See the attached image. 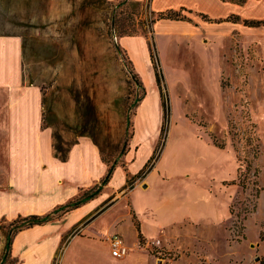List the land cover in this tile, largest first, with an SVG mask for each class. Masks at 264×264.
Masks as SVG:
<instances>
[{
    "label": "rangeland",
    "instance_id": "374dc122",
    "mask_svg": "<svg viewBox=\"0 0 264 264\" xmlns=\"http://www.w3.org/2000/svg\"><path fill=\"white\" fill-rule=\"evenodd\" d=\"M149 1L0 0V34L22 38L25 85L41 91L45 122L56 126L60 141L53 144L63 154L73 140H63L61 131L73 132L94 143L104 161L121 165L131 147L126 135L133 133L137 155L128 170L146 168L128 176L116 197L143 181L174 125L184 119L233 153L237 176L223 184L237 192L230 204L227 242L182 254L163 245L158 255L142 248L140 241L139 248L153 264H264V30L226 29L221 34L214 26L217 21L201 18L211 24V31L201 37L157 36L152 21L159 15L150 14ZM156 135L160 139L152 155ZM10 223L0 220V260ZM122 239L134 243L128 223ZM14 263L9 257L3 262Z\"/></svg>",
    "mask_w": 264,
    "mask_h": 264
},
{
    "label": "crops",
    "instance_id": "0c3cea01",
    "mask_svg": "<svg viewBox=\"0 0 264 264\" xmlns=\"http://www.w3.org/2000/svg\"><path fill=\"white\" fill-rule=\"evenodd\" d=\"M117 1L105 0L109 4ZM149 11L151 15L181 11L188 17L184 16L187 21L156 20L155 35L193 33L201 37L203 31H211V24L201 18L217 21L214 26L221 34L226 29L254 30L225 20L231 15L263 20L264 0H247L242 6L222 0H150ZM22 69V38L0 34V220L8 221L45 215L66 204L81 190L98 184L110 165L94 143L73 132L61 131L63 140L73 142L65 161L58 159L53 144L56 126L45 122L43 95L37 87L25 85ZM154 100L159 118L156 92ZM174 127L142 182L116 197L124 191L127 177L143 169L128 170L137 155L132 136L123 162L115 166L101 192L59 219L17 233L10 260L14 264H153L139 248L140 241L159 240L180 254L227 242L230 204L237 192L223 184L237 176L233 153L217 148L186 119ZM159 139L156 135L151 151ZM151 151L153 155L155 149ZM109 199L113 201L103 207ZM126 223L134 232L131 245L122 239ZM76 226L77 231L67 237ZM114 234L128 248L124 258L111 256L108 239Z\"/></svg>",
    "mask_w": 264,
    "mask_h": 264
},
{
    "label": "trees",
    "instance_id": "16d2710c",
    "mask_svg": "<svg viewBox=\"0 0 264 264\" xmlns=\"http://www.w3.org/2000/svg\"><path fill=\"white\" fill-rule=\"evenodd\" d=\"M222 1L229 2L232 4L238 5V6H242L247 2V0H222ZM135 4H137V3H135ZM177 17H179L181 19H185V17L180 15L179 12H175V11H166L164 13L159 14V19H173V18H177ZM232 18L234 19L233 21H232ZM227 21H232V23H237L240 21V19L237 16L231 15L227 18ZM154 22H155V20L152 21V23H154ZM241 22L246 27L264 28V19L263 20H242ZM149 55H150L151 62L155 66V69H156V59H155L156 56H155L154 52L152 51L151 46H149ZM160 81H161V77L158 76V74L156 73V83H157L158 87H159ZM159 89H160V87H159ZM143 97H144V93H143ZM160 97H161L162 107H163V109H165V113H164L163 118H166V116L168 115V108L166 107L165 101L163 100L161 90H160ZM126 124H127L126 128H128L129 119L126 120ZM132 136H133V133H130L129 135L127 133L126 139L132 138ZM209 137L212 140L213 144L217 148L224 149V144H218L213 135H209ZM54 140L59 143V141H60L59 136L54 135ZM54 149H55V152L57 154L58 159L62 162L65 161L67 152L65 154H63L62 148L60 145H55ZM152 158H153V156H151L150 160ZM116 164H117L116 161H114L113 163H111L109 165L105 175L101 178L99 183L95 185L94 188H91L89 190H81L75 198H73L72 200H70L66 204L55 208L53 211H51L45 215H41V216L33 215V216H28V217H18L15 220L11 221V223L8 225L9 234L7 236V242L5 244V254H4L3 258L0 260V264H3L5 259L9 257V250H10L12 238L17 233H19L20 231H23L25 229L32 228L34 226L43 225V224H46L52 220L59 219V218L63 217L65 214L69 213L70 211L80 207L85 202L96 197L101 192V190L110 181ZM145 168H146V165L143 167V169H145ZM150 169H151V167L147 170V172ZM241 186L244 188V185L241 184ZM136 229L138 231V236L140 238L138 225H136Z\"/></svg>",
    "mask_w": 264,
    "mask_h": 264
},
{
    "label": "built area",
    "instance_id": "2783aa9c",
    "mask_svg": "<svg viewBox=\"0 0 264 264\" xmlns=\"http://www.w3.org/2000/svg\"><path fill=\"white\" fill-rule=\"evenodd\" d=\"M109 246L111 251V256L117 259L124 258L128 254V248L123 244L122 239L119 235L114 234L109 239ZM142 248L149 249L150 251H155L156 254L160 255L163 252L162 244L159 240H152L148 242H142L140 244Z\"/></svg>",
    "mask_w": 264,
    "mask_h": 264
}]
</instances>
